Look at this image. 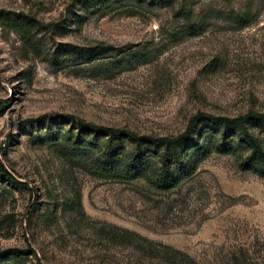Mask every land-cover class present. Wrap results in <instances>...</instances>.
I'll return each instance as SVG.
<instances>
[{
	"label": "rangeland",
	"instance_id": "1",
	"mask_svg": "<svg viewBox=\"0 0 264 264\" xmlns=\"http://www.w3.org/2000/svg\"><path fill=\"white\" fill-rule=\"evenodd\" d=\"M240 2L200 0L195 12ZM92 5L0 0V161L25 185L0 183V264H264V179L240 169L248 150L238 139L159 192L96 174L107 138L79 144L76 126L174 137L199 114L264 113V9L244 30L223 16L195 36L179 3L104 15ZM98 46L112 58L82 64L66 52ZM119 51L145 62L120 70ZM115 141L124 162L134 146Z\"/></svg>",
	"mask_w": 264,
	"mask_h": 264
},
{
	"label": "trees",
	"instance_id": "2",
	"mask_svg": "<svg viewBox=\"0 0 264 264\" xmlns=\"http://www.w3.org/2000/svg\"><path fill=\"white\" fill-rule=\"evenodd\" d=\"M90 1L93 4L92 10L97 13L102 10L106 13L109 9L122 7L150 11L162 10L173 8L179 3L177 14L184 19L186 26L189 25L188 34L195 36L204 31L209 20L223 16L236 30H244L258 21L264 9V0H241L239 6L222 12L217 11V8L214 7H210L205 12H195V5L200 0ZM104 13L99 14L104 15ZM66 52L75 54L77 60L83 64L112 58L114 49L104 46L72 47ZM115 56L118 58L115 64L119 65L120 70L134 68L138 63L143 64L146 57L144 54L129 55L121 51L116 52ZM200 125H203V129L197 133ZM76 126L78 130L77 143L79 144H82L84 139L92 134L94 137L90 141L93 148L99 144L100 139L107 138L104 153L102 157L96 159L94 166L96 174L101 177H120L127 181L144 180L156 191L169 192L192 178L198 164L205 160L211 152L228 154L232 150L233 140L236 138L248 150V155L239 164L240 169L252 172L264 179V149L259 138L264 134V113L248 112L232 118L199 114L189 121L183 133L174 137L138 136L127 130L97 126L83 121H78ZM206 134L218 136V142L212 147L202 146L201 139ZM115 140H126L134 146L133 153L124 162L121 161L122 152L115 145ZM152 159H156V168L153 167ZM0 183L16 188H25V185L17 181L1 161Z\"/></svg>",
	"mask_w": 264,
	"mask_h": 264
}]
</instances>
